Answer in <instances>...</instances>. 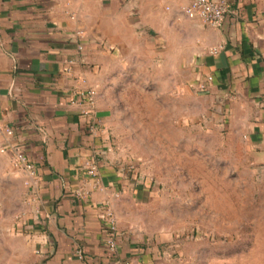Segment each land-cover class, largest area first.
Wrapping results in <instances>:
<instances>
[{"label":"crops","instance_id":"1","mask_svg":"<svg viewBox=\"0 0 264 264\" xmlns=\"http://www.w3.org/2000/svg\"><path fill=\"white\" fill-rule=\"evenodd\" d=\"M192 1L0 0V264H152L130 229L106 248L110 219L150 193L126 169L107 84L127 48L160 53L178 92L264 145V0H225L218 27L187 16ZM89 89L94 107L77 95ZM17 146L33 171L14 165Z\"/></svg>","mask_w":264,"mask_h":264},{"label":"rangeland","instance_id":"2","mask_svg":"<svg viewBox=\"0 0 264 264\" xmlns=\"http://www.w3.org/2000/svg\"><path fill=\"white\" fill-rule=\"evenodd\" d=\"M151 53L127 48L109 72L126 169L150 192L119 208L118 228L152 264H264V145L211 120Z\"/></svg>","mask_w":264,"mask_h":264},{"label":"built area","instance_id":"3","mask_svg":"<svg viewBox=\"0 0 264 264\" xmlns=\"http://www.w3.org/2000/svg\"><path fill=\"white\" fill-rule=\"evenodd\" d=\"M232 11L231 7L225 0H193L190 5L184 8V12L187 16L192 19H198L202 23L218 27L221 26L226 18V16ZM213 77L209 76L208 81H212ZM195 89L199 91L207 90V83H198ZM77 95L82 98L83 102H86L89 106L94 107L96 102V91L94 89H89L87 91H79ZM82 114H90L91 109H83ZM8 134H12V129H6ZM1 150L7 151L6 147H2ZM15 159L14 165L27 170L33 171L35 165L29 160L27 154L21 149V146L14 148ZM118 225L114 219H110V222L106 228V248L107 250L116 255L119 242H118ZM78 256L83 257V250H78Z\"/></svg>","mask_w":264,"mask_h":264}]
</instances>
